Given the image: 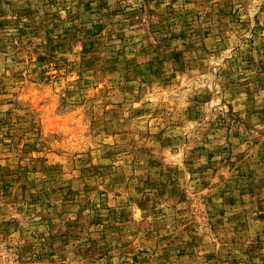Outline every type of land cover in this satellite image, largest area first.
Instances as JSON below:
<instances>
[{
  "label": "rangeland",
  "instance_id": "374dc122",
  "mask_svg": "<svg viewBox=\"0 0 264 264\" xmlns=\"http://www.w3.org/2000/svg\"><path fill=\"white\" fill-rule=\"evenodd\" d=\"M0 264H264V0H0Z\"/></svg>",
  "mask_w": 264,
  "mask_h": 264
}]
</instances>
